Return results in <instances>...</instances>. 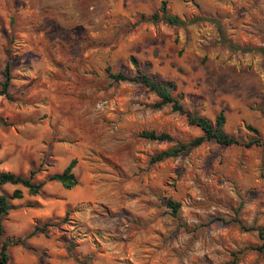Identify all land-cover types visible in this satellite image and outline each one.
<instances>
[{"label": "rangeland", "instance_id": "obj_1", "mask_svg": "<svg viewBox=\"0 0 264 264\" xmlns=\"http://www.w3.org/2000/svg\"><path fill=\"white\" fill-rule=\"evenodd\" d=\"M184 26L148 17L161 0H0V81L11 64V98L0 96V171L34 180L72 160L78 183L47 181L3 220V238L48 230L8 247V264H264V0H166ZM229 43L253 50L232 49ZM175 84L183 112L159 100L136 76ZM147 67L145 68V66ZM242 144L204 141L174 157L151 158L202 135L187 112L210 120ZM251 125L257 134L247 129ZM167 132L169 140L139 136ZM259 137L261 144L244 145ZM179 202L176 214L167 205Z\"/></svg>", "mask_w": 264, "mask_h": 264}, {"label": "trees", "instance_id": "obj_2", "mask_svg": "<svg viewBox=\"0 0 264 264\" xmlns=\"http://www.w3.org/2000/svg\"><path fill=\"white\" fill-rule=\"evenodd\" d=\"M198 19H206L213 20L217 23L220 40L224 43H227V39L225 38L220 23L217 22L214 18H206V17H194L189 20L182 19L179 15L171 13L167 8V1L161 0L160 5L156 11H154L149 17L148 20L151 21H164L167 24L174 26H184L189 23L195 22ZM229 46L232 49H240L244 51L253 50L250 48H240L231 43ZM260 52H264L263 48H257ZM132 63L135 66L137 71L136 76H129L123 72H112L110 67H106V72L108 76L114 82H122V81H130V82H142L148 89L154 92L159 98L153 104L155 108H161L164 105L170 104L172 110L183 112V106L180 103V98L182 94L173 95L175 90V84L171 80H166L161 78L157 74H148L145 70L141 69L137 63L135 58H131ZM147 65L145 66V68ZM11 82V64L10 61H6L4 69L2 71V80L0 81V96L4 95L7 98H11L9 93V87ZM188 122L192 125L198 126L202 135L193 138L188 142H179L176 145L169 147L165 150L159 151L154 156H152L151 161L156 162L163 160L167 157H174L179 155L180 153L188 150L191 147H195L203 143L204 141H215L221 145H232V144H242L235 136L227 133L224 130V125L226 122L225 114L220 111L215 115L214 120H210L209 118L199 115L196 112H187ZM247 129L253 132L255 135L257 134V129L251 125L247 126ZM139 136L150 139V140H169L171 136L167 132H156L155 130H142L139 132ZM262 141L259 137H255L250 139L246 143H243L246 146L252 144H261ZM77 160L72 159L67 166L61 172H55L48 175L41 181L34 180L35 171L31 170L27 176L23 174H16L11 171L1 170L0 171V235L3 234V220L5 216L8 214L10 209L12 208L10 204V199L21 198L23 196V192L19 188H15L12 190L10 194H7L2 191V187L6 184L17 185L20 184L27 189V192L31 195H36L40 193L42 187L47 181H57L62 184V186L66 189H71L77 185L78 180L73 173V168L76 164ZM167 205L171 208L172 213L176 214L179 208V202L169 198L167 201ZM234 221L243 229V230H255L258 233V237L260 239V243L257 245H251L245 247V249L239 250L237 252L232 253L234 258L236 259L239 254H241L244 250H256L259 252H264V230L261 227H256L254 225H246L241 223L238 218H235ZM49 223L45 222L43 225H35L33 229L24 237L18 238H3L0 243V264H8L9 263V253L8 247L10 245H25L26 241L29 237L37 234L46 232L48 229ZM92 259L91 255L86 256L85 264H91L89 261Z\"/></svg>", "mask_w": 264, "mask_h": 264}]
</instances>
